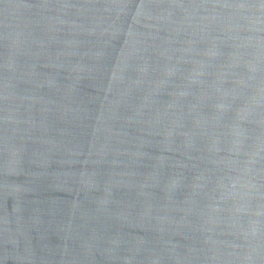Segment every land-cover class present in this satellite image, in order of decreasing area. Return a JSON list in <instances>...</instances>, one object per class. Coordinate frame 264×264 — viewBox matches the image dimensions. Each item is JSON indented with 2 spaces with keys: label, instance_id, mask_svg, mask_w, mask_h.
I'll list each match as a JSON object with an SVG mask.
<instances>
[{
  "label": "water",
  "instance_id": "obj_1",
  "mask_svg": "<svg viewBox=\"0 0 264 264\" xmlns=\"http://www.w3.org/2000/svg\"><path fill=\"white\" fill-rule=\"evenodd\" d=\"M0 264H264V0H0Z\"/></svg>",
  "mask_w": 264,
  "mask_h": 264
}]
</instances>
